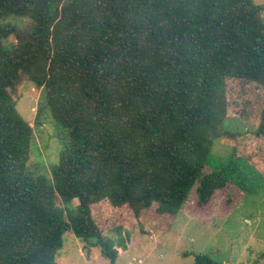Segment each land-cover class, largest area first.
Wrapping results in <instances>:
<instances>
[{
	"label": "trees",
	"instance_id": "obj_1",
	"mask_svg": "<svg viewBox=\"0 0 264 264\" xmlns=\"http://www.w3.org/2000/svg\"><path fill=\"white\" fill-rule=\"evenodd\" d=\"M263 10L253 0H0V264H57L67 231L113 263L96 204L127 206L142 232L163 234L192 189L198 205L228 184L246 189L239 161L264 185L238 155L243 141L264 150V105L238 113L230 99L236 82L264 88ZM9 15L29 21L2 23ZM24 81L41 87L32 125L15 109ZM44 113L62 149L34 175ZM235 116L254 129H227ZM218 139L230 146L228 174L205 169ZM193 264L220 263L195 254Z\"/></svg>",
	"mask_w": 264,
	"mask_h": 264
},
{
	"label": "rangeland",
	"instance_id": "obj_2",
	"mask_svg": "<svg viewBox=\"0 0 264 264\" xmlns=\"http://www.w3.org/2000/svg\"><path fill=\"white\" fill-rule=\"evenodd\" d=\"M253 1L264 4V0ZM262 16L264 19V10ZM28 21L9 15L1 22L23 27ZM13 41V37L5 39L4 49L10 50ZM235 85L237 93L230 99L232 104L238 101L240 105L231 108L233 112L239 113L246 106L264 105V88L254 83L236 82ZM40 89L33 82L24 81L15 102L16 111L30 125L36 114ZM235 117L227 119V129H254L255 120L245 124ZM41 121L42 126L33 130L28 162V170L34 175L49 173L62 149L54 136L49 114H42ZM258 151L257 147L256 150L246 149L243 141L238 155L256 165L264 175V150ZM230 161V146L218 139L211 147L205 169L225 170L228 174ZM237 166L242 173L239 177H247L246 189L241 190L236 183L228 184L204 205H198L195 189H192L169 230L163 234L142 232L127 206L115 208L107 201L96 204L93 218L104 237L112 241L117 251L115 261L111 263L101 254L94 239H81L67 231L57 264H193L195 254H206L220 264H264V185L243 160ZM77 203L76 199L72 201V205Z\"/></svg>",
	"mask_w": 264,
	"mask_h": 264
}]
</instances>
